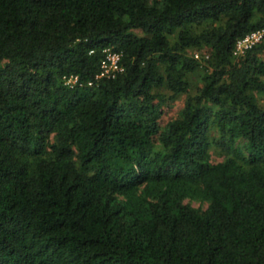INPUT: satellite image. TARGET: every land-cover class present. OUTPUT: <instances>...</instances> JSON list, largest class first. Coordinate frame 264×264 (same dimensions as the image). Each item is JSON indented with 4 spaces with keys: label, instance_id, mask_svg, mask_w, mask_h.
Instances as JSON below:
<instances>
[{
    "label": "trees",
    "instance_id": "1",
    "mask_svg": "<svg viewBox=\"0 0 264 264\" xmlns=\"http://www.w3.org/2000/svg\"><path fill=\"white\" fill-rule=\"evenodd\" d=\"M260 28L264 0H0V264H264Z\"/></svg>",
    "mask_w": 264,
    "mask_h": 264
},
{
    "label": "built area",
    "instance_id": "2",
    "mask_svg": "<svg viewBox=\"0 0 264 264\" xmlns=\"http://www.w3.org/2000/svg\"><path fill=\"white\" fill-rule=\"evenodd\" d=\"M264 38V28L254 30L244 37L240 38L236 42L234 55L238 56L244 53L246 49L251 48L253 45L257 44ZM106 56L102 61L103 71L100 76H109L114 77L117 72L123 70V67L120 65V54L112 51L111 49H106ZM198 57L199 55L196 54ZM76 77H71L69 81H76Z\"/></svg>",
    "mask_w": 264,
    "mask_h": 264
},
{
    "label": "rangeland",
    "instance_id": "3",
    "mask_svg": "<svg viewBox=\"0 0 264 264\" xmlns=\"http://www.w3.org/2000/svg\"><path fill=\"white\" fill-rule=\"evenodd\" d=\"M195 91H196V84L193 85L191 89L192 93ZM186 97H187V94H183L180 97H178L176 100L168 101L167 103H165V105L163 106L164 115L160 122L162 127H164V125H166V123L169 120L176 118L178 116L180 110L185 105ZM260 102L262 105H264V99H261ZM211 152H212L213 157L216 160L222 161L225 159V156L221 154L220 150L216 148H211ZM185 202L189 203L191 206L198 208L200 210H205L208 206L206 202H202V201L195 200V199H186Z\"/></svg>",
    "mask_w": 264,
    "mask_h": 264
}]
</instances>
